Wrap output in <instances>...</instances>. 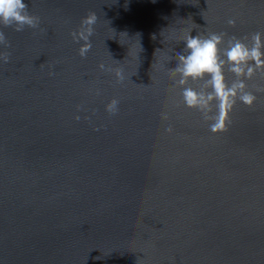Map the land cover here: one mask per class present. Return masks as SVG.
Listing matches in <instances>:
<instances>
[{
	"label": "water",
	"instance_id": "95a60500",
	"mask_svg": "<svg viewBox=\"0 0 264 264\" xmlns=\"http://www.w3.org/2000/svg\"><path fill=\"white\" fill-rule=\"evenodd\" d=\"M25 3L36 28L0 26V264H264V74L212 133L172 71L189 33H264V0Z\"/></svg>",
	"mask_w": 264,
	"mask_h": 264
},
{
	"label": "clouds",
	"instance_id": "9594fccd",
	"mask_svg": "<svg viewBox=\"0 0 264 264\" xmlns=\"http://www.w3.org/2000/svg\"><path fill=\"white\" fill-rule=\"evenodd\" d=\"M93 22L91 15L82 20V26H88L85 28L88 35L81 33L86 41L91 35ZM228 23L233 25L235 20L229 19ZM38 24V18L28 13L25 0H0V26H14L15 31H23L25 26L36 28ZM3 42L4 35L0 32V43ZM183 44V50L177 52L176 65L172 70L177 76L175 83L180 86L182 101L186 107L200 113L201 118L208 122L209 131L222 132L230 122L237 101L251 107L256 100L255 94L248 90L246 81L257 73L264 74V33L257 31L250 37L232 36L227 40L223 33H189L184 37ZM88 48L90 44L82 47L81 54ZM8 59L9 54L0 52V61L6 63ZM158 59L159 55L150 66L153 75ZM225 71L235 77L230 83ZM190 81H203V86L197 90L188 86ZM115 103L113 101L109 108Z\"/></svg>",
	"mask_w": 264,
	"mask_h": 264
}]
</instances>
